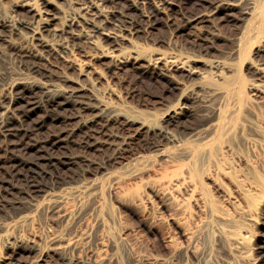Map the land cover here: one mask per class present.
<instances>
[{"label": "rangeland", "instance_id": "374dc122", "mask_svg": "<svg viewBox=\"0 0 264 264\" xmlns=\"http://www.w3.org/2000/svg\"><path fill=\"white\" fill-rule=\"evenodd\" d=\"M100 1L120 38L71 42L56 66L22 24L42 10L66 26L90 0H0V113L16 127L0 133V264H264V1ZM37 61L50 76L27 69ZM34 79L134 119L131 148L110 160L113 145L88 141L92 111L27 104ZM162 123L173 137L149 144Z\"/></svg>", "mask_w": 264, "mask_h": 264}, {"label": "bare ground", "instance_id": "6f19581e", "mask_svg": "<svg viewBox=\"0 0 264 264\" xmlns=\"http://www.w3.org/2000/svg\"><path fill=\"white\" fill-rule=\"evenodd\" d=\"M100 1V0H99ZM262 1V0H261ZM260 1V3H261ZM264 1V0H263ZM101 2V1H100ZM249 3L251 4V0H227L226 3L231 4V5H239V4H243V3ZM255 3V2H254ZM253 3V4H254ZM87 4V3H86ZM85 4V5H86ZM100 4V3H99ZM259 4V2H258ZM82 9V12L77 11L79 13L77 14H72V16L69 18V23L66 26L63 27H57V25H55L54 27H52V23H53V18L49 15V13H47L46 11H42V10H36V14L34 13V18L29 21L24 22L23 28L25 30V33L28 32V37L30 36V39H32L37 47V49H47L50 50V54L52 52H56L58 51L59 54L60 52H65V54L69 53L70 49L74 46L71 47V42H76L77 40H80L81 42L87 43L88 41H91L90 39L94 37L97 34H104L107 37H114L113 39H116L117 37H119L120 35L118 34L117 30H114L115 32H113L112 30L108 29L109 26L107 27V25H105V23L99 21V18L102 16V10L100 9L101 7H99L98 5V0H90V3H88V5H86ZM30 6L29 9L33 10L35 7L32 5H28ZM257 6V5H256ZM261 6V5H260ZM249 8V7H248ZM252 8V6L250 7ZM78 9V8H77ZM247 9V7H246ZM245 12L248 14H251V12L249 10H246ZM253 9V8H252ZM79 10V9H78ZM257 10V9H256ZM104 11V10H103ZM256 12V11H255ZM75 13V12H74ZM107 14V13H106ZM69 17V16H68ZM105 17V15H104ZM109 19V18H108ZM101 20V18H100ZM111 20V19H110ZM105 21V20H104ZM113 22V21H112ZM116 22V21H115ZM108 23V22H107ZM106 23V24H107ZM121 23V22H120ZM109 24V23H108ZM118 24V22L116 23ZM114 24V25H116ZM112 25V24H111ZM184 25V24H183ZM8 26L7 22L5 20L0 19V41L4 40L6 38V35L4 34V27ZM119 26V25H118ZM116 27V26H115ZM122 27V26H121ZM118 28V27H117ZM115 28V29H117ZM120 29V26H119ZM22 30V29H21ZM130 30V29H129ZM117 31V32H116ZM46 32H50L51 34L54 35H58V36H67V38H65V40L62 42V39L60 42L56 41L57 43L59 42L60 45L53 44L50 42V40L52 39H48L46 37ZM132 32V31H131ZM120 33V32H119ZM27 34V33H26ZM66 34V35H65ZM26 36V35H25ZM52 36V37H53ZM116 37V38H115ZM59 38V37H58ZM120 38V37H119ZM7 39V38H6ZM11 41V40H10ZM55 41V40H53ZM54 42V43H56ZM93 42V40H92ZM78 43V41H77ZM95 43V42H94ZM80 44V42H79ZM82 46V45H81ZM71 47V48H70ZM78 47V46H77ZM34 48V47H33ZM34 48V50L36 49ZM31 49V48H30ZM84 49V48H83ZM86 49V47H85ZM77 50V49H76ZM41 51L36 50L34 55L35 57H37V59H39L40 61L45 59V55L43 53H41ZM52 51V52H51ZM30 52V51H29ZM28 52V53H29ZM83 52V51H81ZM27 53V54H28ZM32 53V52H31ZM71 53V52H70ZM23 54V53H22ZM57 54V52H56ZM64 54V55H65ZM83 54V53H82ZM88 54V53H87ZM48 55V54H47ZM46 55V56H47ZM54 57H56V66L59 64H66V63H72L73 59H70V57L68 56H64L63 54L60 56L53 54ZM52 55V56H53ZM22 56V55H21ZM32 56V59H33ZM49 56V55H48ZM51 56V55H50ZM49 56V57H50ZM62 56V58H60ZM24 57V55L22 56ZM47 57V59L49 58ZM129 56L126 57H122V59H126ZM51 58V57H50ZM26 59V58H24ZM23 59V60H24ZM31 60V58H28ZM118 56L115 58V60L117 61ZM157 59V58H156ZM155 59V60H156ZM175 59V58H174ZM186 59V58H185ZM27 60V59H26ZM29 60V61H30ZM114 60V61H115ZM123 60V61H124ZM74 61V60H73ZM120 61V60H119ZM157 61V60H156ZM178 61V60H177ZM176 59L175 60H169L166 61V63H169L170 68H174L175 66L178 67ZM184 61V60H183ZM182 61V62H183ZM27 61L23 62L26 64ZM39 62V61H37ZM37 62H34L32 65H29V68L27 67V69H30L31 71H33L34 73H39L45 75L46 77L49 75V72L47 69L46 70H42L43 68L40 66V62L37 64ZM43 62V61H42ZM118 62V61H117ZM116 62V63H117ZM163 62V61H162ZM32 63V61H31ZM180 63V62H178ZM30 64V63H27ZM48 64V63H47ZM53 64V63H52ZM114 65V63H112ZM184 64V63H183ZM119 65V64H118ZM167 65V64H166ZM50 66V65H49ZM63 66V65H62ZM68 65H66L67 67ZM117 66V65H116ZM183 66V65H182ZM60 67V66H59ZM65 67V66H64ZM184 67V66H183ZM47 68V67H46ZM62 68V67H61ZM60 69V68H59ZM83 69V68H82ZM81 69V70H82ZM61 71V70H60ZM59 71V72H60ZM65 71V70H64ZM80 71V70H79ZM86 71V70H85ZM163 71V70H162ZM84 72V71H83ZM31 74V73H28ZM33 74V73H32ZM63 74V72L61 73ZM67 74V73H66ZM60 75V73L58 74ZM34 76V75H33ZM50 76V75H49ZM38 77V76H37ZM65 77V76H64ZM63 76L61 78H64ZM69 77V76H68ZM50 78V77H49ZM39 79V78H38ZM38 79H34L32 81H30V84L33 87H38L41 90L40 94V99L38 101V99H34V101H28L27 104L32 105V104H36V103H40V102H45L47 105H51L55 108H61L63 106V104H65V102H71L73 103L75 106H78L79 108L83 109V110H90V112L92 111V114L90 117L83 119L85 120L84 125L88 127V129L90 130L88 133V141L92 138H98L101 137V139H95V144H109V145H113V151L111 153L110 156V160H114L117 159L118 157H120L121 155H123L127 150H129V148H131V144L133 142V140L136 137V134L138 133V131H140L139 129H134L133 126H131L130 122L133 121L134 119H132L131 117H127V116H123L120 112H116L113 111L112 109H110L107 105H105L101 100L98 101V96H96V94H88L87 91H85L84 87L80 86L81 88L77 89H67V88H60L58 86H55L54 84L50 83V82H46V81H41ZM46 79V78H45ZM48 81V80H47ZM31 86V87H32ZM28 88V87H27ZM30 88V87H29ZM76 88V87H75ZM22 89V88H21ZM20 89V90H21ZM31 90V89H30ZM17 92V91H16ZM199 92V91H198ZM93 93V91H92ZM197 93V92H196ZM201 93V91H200ZM31 94V93H30ZM30 94H27L30 96ZM37 94V93H36ZM19 95V94H18ZM26 95V97H27ZM35 95V94H34ZM33 95V96H34ZM32 96V95H31ZM22 97V96H21ZM25 97V95H24ZM27 100V99H26ZM201 100V99H200ZM44 103V104H45ZM43 104V105H44ZM45 104V105H46ZM1 106V105H0ZM2 107V106H1ZM13 107V106H12ZM30 107V106H29ZM33 107V106H32ZM80 109V110H81ZM17 111V110H16ZM24 111H28V110H24ZM185 112V111H184ZM9 109L5 108V111H3V113H0V133L4 134L5 136L9 135V134H16L15 132V128L11 126L9 120L7 119L8 115H9ZM17 113V112H16ZM24 113V112H23ZM26 113V112H25ZM82 114V113H81ZM84 114V113H83ZM11 115V114H10ZM13 115V114H12ZM11 115V116H12ZM15 117V115H13ZM19 116V115H17ZM84 116V115H83ZM121 116H123V120L121 118ZM177 116V115H176ZM20 117V116H19ZM82 117V116H81ZM11 118V117H8ZM18 118V117H17ZM83 118V117H82ZM172 118V117H171ZM22 119V118H21ZM12 120V119H11ZM82 120V121H83ZM170 119H168L169 121ZM171 121V120H170ZM167 122V121H166ZM165 122V123H166ZM23 124V123H22ZM163 124V123H162ZM160 127H158L157 129H153V137L149 140V144L152 145H159L161 144L164 139H171L173 137L172 135V129L169 130L168 125H162ZM214 124V123H213ZM211 124V125H213ZM227 125V124H226ZM144 126V124L142 125ZM156 127V126H153ZM151 127V129L153 128ZM209 127V126H208ZM207 127V128H208ZM222 127V126H221ZM21 128V127H19ZM24 128V127H23ZM86 129V128H85ZM206 129V128H204ZM25 132V136L29 135L30 131L29 129H24ZM31 130V129H30ZM75 130V129H73ZM209 130V128H208ZM207 130V131H208ZM33 131V130H32ZM31 131V132H32ZM73 132V131H72ZM85 134H87L85 132ZM23 135V134H21ZM20 135V136H21ZM49 137V136H48ZM86 137V138H87ZM22 138V136H21ZM19 138V139H21ZM8 140V139H7ZM38 140V139H37ZM61 140L60 135L56 134V137H52L51 140H48L46 142V146L47 147H51V146H55L58 144V142ZM85 140V139H84ZM21 141V140H20ZM26 141V140H25ZM45 141V140H44ZM83 141V140H82ZM87 141V140H86ZM7 142V141H6ZM19 142V141H16ZM8 143V142H7ZM15 144V143H14ZM85 144V143H84ZM43 146V145H42ZM229 146V144H228ZM157 147V146H156ZM227 147V146H226ZM90 160V159H89ZM101 160V159H100ZM68 162V161H67ZM40 165V164H39ZM82 168V167H81ZM84 169V168H83ZM46 170V169H45ZM83 172V171H82ZM79 174V173H78ZM81 174V173H80ZM43 175V174H42ZM178 176V174L176 175ZM81 177V176H79ZM174 177V176H173ZM177 178V177H176ZM171 180V179H170ZM173 181V180H172ZM59 182V181H58ZM217 182V181H216ZM219 183V182H218ZM218 185V184H217ZM223 185V184H222ZM218 188L220 190V192H225V187L224 185L221 186V184L218 185ZM258 188V187H257ZM255 188V189H257ZM260 189V188H259ZM218 190V191H219ZM256 191V190H255ZM222 193V194H223ZM225 195V194H224ZM221 219L223 221H226V217L224 215L221 216ZM183 232V231H182ZM223 233V232H222ZM225 233V232H224ZM83 234V233H82ZM186 234V232H185ZM231 234V233H230ZM233 235V234H231ZM230 235V237H231ZM226 238L229 237L228 234L225 233ZM78 238V237H77ZM80 238V237H79ZM232 238V237H231ZM73 239V238H72ZM71 239V240H72ZM60 240V239H59ZM67 241V240H66ZM82 241V240H81ZM235 241V240H233ZM241 241V240H239ZM239 241H235V242H239ZM60 242H63L62 240ZM59 242V243H60ZM70 242V241H69ZM69 242H67L69 244ZM72 242V241H71ZM79 242V241H78ZM65 243V242H64ZM58 244V243H57ZM67 244V245H68ZM79 244V243H78ZM66 245V244H65ZM74 245V244H73ZM77 246V245H76ZM69 247V246H68ZM61 248V247H60ZM151 257V256H150ZM140 259V257H139ZM143 259V258H142ZM149 260V257L147 258ZM152 260V259H151ZM156 260V259H155ZM73 261V260H72ZM139 262V261H136ZM81 263V262H80ZM105 263V262H104ZM156 262L153 261H147L145 260V262H139L136 264H155ZM167 264H174L172 263H167Z\"/></svg>", "mask_w": 264, "mask_h": 264}]
</instances>
